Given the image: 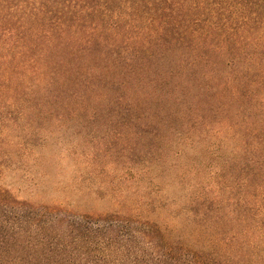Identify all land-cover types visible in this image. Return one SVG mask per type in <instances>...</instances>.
Instances as JSON below:
<instances>
[{"label": "trees", "instance_id": "1", "mask_svg": "<svg viewBox=\"0 0 264 264\" xmlns=\"http://www.w3.org/2000/svg\"><path fill=\"white\" fill-rule=\"evenodd\" d=\"M142 15L150 22L165 19L162 27L172 31L189 30L200 58L207 52L223 57L232 49L257 50V57H246L237 80L226 77L217 85L223 93L229 89L237 105L246 99L258 110L257 124L251 115L243 116L227 123L223 135L245 161V176L237 182L242 195L236 197L230 185L218 188L216 181L217 190L207 194L198 184L188 185L186 206L171 220L148 214L153 198L139 193L138 185L132 196L116 199L117 210L103 213H78L69 202L17 198L2 180L16 166L9 161L18 154L16 141L40 136L28 116L52 111L48 100L62 93L65 83L86 78L83 69L95 62L83 55L108 59L107 54L126 49L116 32L129 24L123 19ZM203 36L222 37V46L200 41ZM96 46L106 51L94 54ZM107 74L104 79H115L114 72ZM248 74L257 79H247ZM28 79L40 85L38 91ZM6 103L19 106L27 123L24 134L14 135L0 114V264H264V0H0V112ZM158 181L151 178L145 189L153 192Z\"/></svg>", "mask_w": 264, "mask_h": 264}, {"label": "rangeland", "instance_id": "2", "mask_svg": "<svg viewBox=\"0 0 264 264\" xmlns=\"http://www.w3.org/2000/svg\"><path fill=\"white\" fill-rule=\"evenodd\" d=\"M164 20L150 22L144 15L123 19L129 24L120 26L116 38L127 48L107 54L108 59L83 55L95 62L83 69L86 78L76 85L65 83L62 93L47 99L52 111L34 119L28 116L32 131L40 136L29 140L31 145L16 141L18 154L9 160L16 166L2 180L13 195L45 205L69 202L78 213H103L117 210L116 199L132 196L138 185L139 193L153 198L147 210L158 220L181 216L185 196L192 192L188 185L198 184L206 194L230 185L236 197L242 195L237 182L245 176V161L223 135L227 123H238L243 116L251 115L257 124L258 110L246 99L237 105L230 90L223 93L217 85L226 77L237 80L246 57H257V50L232 49L223 57L207 52L200 58L190 31L183 26L175 31L163 28ZM219 38L200 41L222 46ZM94 50L106 51L102 46ZM236 51L239 58L231 59ZM206 58L216 65L204 64ZM112 72L115 79L103 78ZM35 82L28 79L26 84L36 90L40 85ZM62 104L67 107L59 109ZM20 111L6 103L0 112L3 125L15 128L14 135L25 132L27 119ZM151 178L161 180L153 192L145 189Z\"/></svg>", "mask_w": 264, "mask_h": 264}]
</instances>
